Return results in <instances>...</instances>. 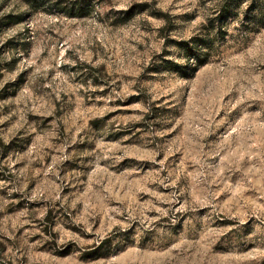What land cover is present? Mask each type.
I'll list each match as a JSON object with an SVG mask.
<instances>
[{"label": "rangeland", "instance_id": "374dc122", "mask_svg": "<svg viewBox=\"0 0 264 264\" xmlns=\"http://www.w3.org/2000/svg\"><path fill=\"white\" fill-rule=\"evenodd\" d=\"M223 1L0 0V264H264V27Z\"/></svg>", "mask_w": 264, "mask_h": 264}, {"label": "trees", "instance_id": "16d2710c", "mask_svg": "<svg viewBox=\"0 0 264 264\" xmlns=\"http://www.w3.org/2000/svg\"><path fill=\"white\" fill-rule=\"evenodd\" d=\"M230 0H224L222 5H220L219 8V14L224 16L225 11L229 12V2ZM226 12V13H227ZM242 14L244 16V20L247 22L246 24L250 26V30H257L264 27V0H256V1H250L245 9L242 10ZM197 48H188L187 52L188 54V68L191 71V73L195 72L199 66L203 65L205 63L206 57L205 54H207L208 47L210 45L208 44H197ZM205 50L206 53H202ZM203 56V58H202ZM176 71H181V68H175ZM97 248V247H96ZM91 256V253H87Z\"/></svg>", "mask_w": 264, "mask_h": 264}]
</instances>
